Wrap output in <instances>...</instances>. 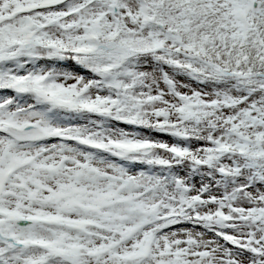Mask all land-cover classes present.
<instances>
[{
  "label": "snow or ice",
  "instance_id": "1",
  "mask_svg": "<svg viewBox=\"0 0 264 264\" xmlns=\"http://www.w3.org/2000/svg\"><path fill=\"white\" fill-rule=\"evenodd\" d=\"M0 264H264V0H0Z\"/></svg>",
  "mask_w": 264,
  "mask_h": 264
}]
</instances>
